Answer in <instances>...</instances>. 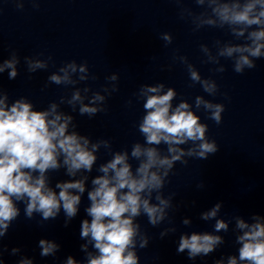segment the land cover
Here are the masks:
<instances>
[{
    "label": "clouds",
    "instance_id": "clouds-1",
    "mask_svg": "<svg viewBox=\"0 0 264 264\" xmlns=\"http://www.w3.org/2000/svg\"><path fill=\"white\" fill-rule=\"evenodd\" d=\"M18 10L24 9L25 0H13ZM34 9H39L41 0H28ZM178 8L180 20L189 22L193 32L210 27L224 30L233 40L216 39L212 46L201 44L202 63L216 65L213 73L226 71L221 59L231 60L232 70L243 74L256 68V61L264 58V0H191L199 9L194 11L185 6L186 0H170ZM159 39L167 47L173 43L169 32L160 33ZM173 54V61L183 64L189 76V87L199 85L208 96L219 94V85L211 76L203 77L185 55ZM25 56L28 73L47 70L52 56L41 59ZM21 58L12 50L7 59L0 62V74L7 72L9 80L19 75ZM54 66V62H53ZM171 70L172 65L167 66ZM98 77L91 74L87 62L75 60L64 62L47 77L45 88L50 84L71 89V95L60 96L47 108L38 110L26 96L10 102L9 93L0 83V264L9 252L2 244L10 226L16 221L24 205V216L33 220L37 215L41 221L55 220L64 213V226L77 216L82 196L87 191L90 202L84 211L86 216L80 224V239L85 243L80 250L85 254L83 261L72 255L63 264H140L137 249L148 247L150 237L141 227L138 218L145 216L152 227L165 221L159 236L161 239L175 233L170 212L179 208L173 200L177 193L165 196L163 189L170 183L177 163L187 166L189 159L207 160L219 151L215 140L208 138V124L193 110V104L180 99L174 105L178 93L175 88L163 82L141 84L133 93L137 101H143L144 114L135 125L143 143L134 142L129 151L113 150L109 139L95 141L77 129L72 114L61 110V105L70 106L89 119L98 113H107V100L119 91V75L112 73L105 77L101 90L94 91L86 82ZM84 84V87L77 85ZM43 90V89H42ZM226 99L227 94H224ZM132 105V99L126 102ZM196 110H203L208 119L220 125L225 105L197 95ZM164 145L162 149L160 146ZM186 146V147H185ZM104 149L110 159L99 164L98 153ZM136 161L135 168L131 161ZM95 170L98 175L91 178L90 190L87 182ZM64 170L70 179L57 181L52 186L51 173ZM203 189V182L197 184ZM58 190V191H57ZM196 201H191L195 206ZM223 202H217L210 209L200 213L203 221H215L212 232H185L179 236L177 254L187 253L190 260L207 257L225 243L218 233L229 231L231 221L219 218ZM235 244L238 255L216 259L213 264H264V215L253 213L248 220L233 217ZM184 226H191L192 220L182 219ZM41 257H55L60 245L54 240L42 238L38 241ZM19 247L10 250L9 255L19 256L17 264H34V259L21 254Z\"/></svg>",
    "mask_w": 264,
    "mask_h": 264
}]
</instances>
